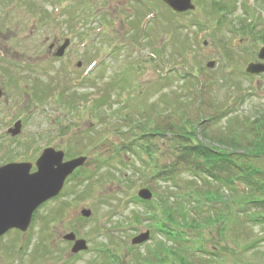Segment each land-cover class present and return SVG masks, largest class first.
I'll return each instance as SVG.
<instances>
[{
  "label": "rangeland",
  "instance_id": "374dc122",
  "mask_svg": "<svg viewBox=\"0 0 264 264\" xmlns=\"http://www.w3.org/2000/svg\"><path fill=\"white\" fill-rule=\"evenodd\" d=\"M192 1L196 10L178 15L161 0H0V41L6 43L10 60L26 63L23 72L13 63L7 78L12 81L23 76L30 91L24 110L15 99L0 109V167L10 162L35 163L48 147L65 151L66 160L81 155L88 158L68 179L62 197L37 212L26 234L11 231L0 239V264H173L176 260L177 256L166 251L156 254L157 248L171 242L162 234L154 235V222L142 224L147 208L135 199L141 189L149 188L154 196L149 203L162 219L166 206L168 211L180 205L174 196L188 192L191 178L186 175L181 190L143 176L144 166L150 172L154 162L168 160L166 139L150 138L164 145L154 146V153L159 152L154 162L146 163L141 158H150L141 152V157L124 151L123 159H104L110 151L94 148L92 143L110 137L128 147L125 142L133 134L125 135L127 129L119 132L126 140L108 133L117 122L115 111L120 117L134 109L143 111L138 116L141 122L146 117H160L156 121L160 122L175 111L179 116L192 113L199 105L203 118L213 115L214 105H232L230 120L236 115L254 118L264 112V74L245 73L248 64L258 61L264 44L239 28L243 22L248 30L264 29V0ZM216 1L230 4V9L217 10L212 6ZM220 15H226L222 23ZM66 39L71 43L62 58L49 53L53 42L59 46ZM211 61L215 62L213 68L207 67ZM187 73L196 77L189 79L205 85L201 104L195 89L182 88ZM121 74L128 79L124 83ZM116 80L119 84L113 86ZM177 91L183 100H177ZM85 95L87 100L81 99ZM102 97H106L105 105L93 108ZM241 98V103L236 102ZM152 105L158 110L152 111ZM21 118L25 121L21 137L7 138L6 129ZM104 118L107 126L100 122ZM91 122L95 127L88 131ZM224 122L219 124L221 129ZM81 209L91 210V218L83 219ZM148 230L150 241L133 245L132 240ZM190 231L187 234L194 236ZM70 232L87 241L88 251L71 255L72 244L62 240ZM237 235L240 243H249L264 238V227L247 223ZM213 236L217 242L224 240L216 231ZM213 248L215 256L220 255ZM215 256L198 253L195 258L213 264ZM215 261L264 264V241L256 250Z\"/></svg>",
  "mask_w": 264,
  "mask_h": 264
},
{
  "label": "trees",
  "instance_id": "16d2710c",
  "mask_svg": "<svg viewBox=\"0 0 264 264\" xmlns=\"http://www.w3.org/2000/svg\"><path fill=\"white\" fill-rule=\"evenodd\" d=\"M212 6L220 11L224 8L230 9L231 5L216 1ZM225 17L226 15H220L219 22L222 23ZM242 23L239 28L243 33H248L251 38L264 44V29L248 30V26H243ZM190 76V73H187L186 83L182 88L191 92L195 89L194 96L196 95L198 103L201 104L205 85L198 80L189 79ZM120 77V81L125 80ZM117 84V80L112 83L113 86ZM179 96L177 91V100H183H179ZM81 99L87 100V95ZM105 99L106 97L97 99L93 108L100 109L105 105ZM242 101L243 98L236 102ZM67 103L76 108V104L70 100ZM157 108L152 105L151 110H158ZM192 113H179V116L175 111L166 115V120L160 122H156L160 117L154 120L146 117V122H141L138 116H143V111L134 109L122 117L119 111H115L113 116L117 122L111 125L112 132L108 133L126 140L119 132L123 133L127 129L125 135L133 134L131 141L125 142L128 147L119 145L110 137H101L92 144L101 151H110L104 159H123L121 154L126 151L140 157L142 153L147 155L150 159L145 161L141 158L142 162L146 163L154 162V157L159 152L154 153V146L160 148L164 145V142L157 143L156 139H166L164 154L168 160L164 163L154 162L150 172H147V167L144 166L143 176L149 180L168 182L175 189L181 190L182 177L186 175L191 178V186L187 187L188 192L174 196L180 205L169 207L168 211L166 206L165 218L162 219L156 217L157 213L153 211L152 204L135 197L147 208V218L141 219L142 224L154 222L155 225L151 226L155 229L154 235L162 234L165 241L171 242V245L167 244L165 248H157L156 254L166 251L177 256L173 264H212V261L207 263L203 258L196 259L195 255L199 253L215 256V251H211L214 247L220 250V255L215 256V259L221 258L224 261L231 255L238 257L249 250H256L264 241V238H256L252 242L242 244L237 240L239 236H236L237 230L247 223L264 227V112L254 118L236 115L230 120L229 115L234 113L232 105H214L213 115L203 118L199 105ZM105 118L100 122L107 126ZM220 122H224L222 129L219 127ZM120 123H124L125 127L120 126ZM155 137L157 138L154 140L150 139ZM186 184L187 182L185 186ZM190 205H193L191 209L188 208ZM138 216L141 218L142 215ZM135 218L137 223H141L137 216ZM190 230L194 232L192 237L187 234ZM214 231L224 240L219 239L217 242L218 239L213 236ZM207 234L211 237L207 238ZM195 243L198 244L197 247H194ZM215 259L213 264L218 262Z\"/></svg>",
  "mask_w": 264,
  "mask_h": 264
},
{
  "label": "water",
  "instance_id": "95a60500",
  "mask_svg": "<svg viewBox=\"0 0 264 264\" xmlns=\"http://www.w3.org/2000/svg\"><path fill=\"white\" fill-rule=\"evenodd\" d=\"M176 13H185L195 10L192 0H162ZM70 45L66 39L64 44L56 51L54 56L62 57ZM261 62L250 63L246 68L249 75L264 73V47L259 51ZM215 66V62L207 65ZM21 131V125L16 124L12 132L14 136ZM65 154L53 148L46 149L36 162L37 171L31 173L32 164L12 163L0 168V238L11 230L26 233L32 223L33 215L45 203L57 198L65 185L67 178L78 168L85 165L87 158L79 157L64 162ZM142 200L150 201L152 193L149 189L139 191ZM81 215L90 218L92 212L82 209ZM64 240L74 242L71 254L87 251V242L77 239L74 233L66 234ZM150 239L149 231L140 234L132 240L134 245L143 244Z\"/></svg>",
  "mask_w": 264,
  "mask_h": 264
},
{
  "label": "flooded vegetation",
  "instance_id": "af4514ba",
  "mask_svg": "<svg viewBox=\"0 0 264 264\" xmlns=\"http://www.w3.org/2000/svg\"><path fill=\"white\" fill-rule=\"evenodd\" d=\"M54 45L55 47L57 46L56 43H54ZM6 47H7L6 43L0 41V63H1L0 70L3 71V73H0V92H1L0 101H3L0 102V104L6 106L7 104H11L10 99H15L20 101L19 106L21 107L22 110H24V107L27 104L26 99H28L29 97V92L27 91V84L25 82V79L23 76H21V77L12 78L11 81L9 80V78H7V75L9 74V71L7 70H9V67L14 63L16 65V68L23 72L25 71L24 66H26V63H24L22 60L16 61L12 59H11L12 62H9V58L7 57L8 50L6 49ZM10 58H12V56ZM10 92H12V94ZM4 108L6 107H0L1 110H3ZM18 121L22 123V133H23V129H24L23 119L17 120V122ZM14 124L15 121H13V123L10 125L9 128L12 129ZM6 137L13 139V137L9 134V132L6 133Z\"/></svg>",
  "mask_w": 264,
  "mask_h": 264
}]
</instances>
